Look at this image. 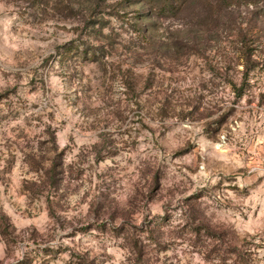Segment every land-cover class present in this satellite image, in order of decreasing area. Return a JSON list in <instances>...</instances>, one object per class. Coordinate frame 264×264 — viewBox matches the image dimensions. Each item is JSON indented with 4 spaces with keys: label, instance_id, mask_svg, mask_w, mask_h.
<instances>
[{
    "label": "rangeland",
    "instance_id": "1",
    "mask_svg": "<svg viewBox=\"0 0 264 264\" xmlns=\"http://www.w3.org/2000/svg\"><path fill=\"white\" fill-rule=\"evenodd\" d=\"M0 264H264V0H0Z\"/></svg>",
    "mask_w": 264,
    "mask_h": 264
},
{
    "label": "trees",
    "instance_id": "2",
    "mask_svg": "<svg viewBox=\"0 0 264 264\" xmlns=\"http://www.w3.org/2000/svg\"><path fill=\"white\" fill-rule=\"evenodd\" d=\"M247 35L241 34V50H240V56L242 60L244 61V71L247 75L249 70L253 68V60L251 59V55L253 54V48L251 47L249 41H248Z\"/></svg>",
    "mask_w": 264,
    "mask_h": 264
}]
</instances>
